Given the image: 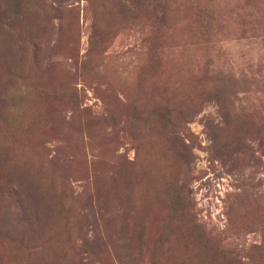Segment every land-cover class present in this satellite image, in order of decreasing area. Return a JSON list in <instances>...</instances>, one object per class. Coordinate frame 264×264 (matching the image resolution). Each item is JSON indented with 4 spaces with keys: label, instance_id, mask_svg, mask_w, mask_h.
<instances>
[{
    "label": "rangeland",
    "instance_id": "rangeland-1",
    "mask_svg": "<svg viewBox=\"0 0 264 264\" xmlns=\"http://www.w3.org/2000/svg\"><path fill=\"white\" fill-rule=\"evenodd\" d=\"M0 264H264V0H0Z\"/></svg>",
    "mask_w": 264,
    "mask_h": 264
},
{
    "label": "trees",
    "instance_id": "trees-1",
    "mask_svg": "<svg viewBox=\"0 0 264 264\" xmlns=\"http://www.w3.org/2000/svg\"><path fill=\"white\" fill-rule=\"evenodd\" d=\"M220 255H221L223 258H224V256H225V255H224V254H222V253H220ZM233 259H234V258H233ZM234 260H235V259H234Z\"/></svg>",
    "mask_w": 264,
    "mask_h": 264
}]
</instances>
